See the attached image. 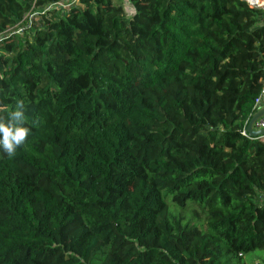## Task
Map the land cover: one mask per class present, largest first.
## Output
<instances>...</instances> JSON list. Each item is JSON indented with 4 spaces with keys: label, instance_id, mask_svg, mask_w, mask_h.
<instances>
[{
    "label": "trees",
    "instance_id": "trees-1",
    "mask_svg": "<svg viewBox=\"0 0 264 264\" xmlns=\"http://www.w3.org/2000/svg\"><path fill=\"white\" fill-rule=\"evenodd\" d=\"M129 2L0 0V264H264V9Z\"/></svg>",
    "mask_w": 264,
    "mask_h": 264
},
{
    "label": "clouds",
    "instance_id": "clouds-1",
    "mask_svg": "<svg viewBox=\"0 0 264 264\" xmlns=\"http://www.w3.org/2000/svg\"><path fill=\"white\" fill-rule=\"evenodd\" d=\"M21 109L25 110L23 101L17 102L15 108L8 111L7 121L4 116H0V148L9 158L16 154L17 148L26 142L30 134V129L24 126L26 122L25 111Z\"/></svg>",
    "mask_w": 264,
    "mask_h": 264
},
{
    "label": "built area",
    "instance_id": "built-area-1",
    "mask_svg": "<svg viewBox=\"0 0 264 264\" xmlns=\"http://www.w3.org/2000/svg\"><path fill=\"white\" fill-rule=\"evenodd\" d=\"M247 3L249 4L250 7L252 8H262L264 9V0H246ZM264 107V79H263V88H262V92L261 94L256 98L255 100V104H254V109L256 110V112ZM248 125H246L243 130L242 133L245 136H249V132L247 130ZM255 128H257V130H261L264 129V116L262 118H260L255 125ZM264 138V137H262Z\"/></svg>",
    "mask_w": 264,
    "mask_h": 264
},
{
    "label": "water",
    "instance_id": "water-1",
    "mask_svg": "<svg viewBox=\"0 0 264 264\" xmlns=\"http://www.w3.org/2000/svg\"><path fill=\"white\" fill-rule=\"evenodd\" d=\"M264 116V107L259 109L251 118L247 130L252 138L264 137V129L255 130L256 122Z\"/></svg>",
    "mask_w": 264,
    "mask_h": 264
},
{
    "label": "rangeland",
    "instance_id": "rangeland-1",
    "mask_svg": "<svg viewBox=\"0 0 264 264\" xmlns=\"http://www.w3.org/2000/svg\"><path fill=\"white\" fill-rule=\"evenodd\" d=\"M68 2H70V1H68ZM122 2H123V5L126 8V15H127L128 18H130L132 16L133 12H134V7L129 2V0H122ZM65 3L68 4L67 2H65ZM256 256H260V257L264 258V250H257V251H255L253 253L247 254L244 257V261L249 263L250 261H253V258H255Z\"/></svg>",
    "mask_w": 264,
    "mask_h": 264
},
{
    "label": "crops",
    "instance_id": "crops-1",
    "mask_svg": "<svg viewBox=\"0 0 264 264\" xmlns=\"http://www.w3.org/2000/svg\"><path fill=\"white\" fill-rule=\"evenodd\" d=\"M131 7V6H130ZM134 13V12H133ZM257 130V128H255Z\"/></svg>",
    "mask_w": 264,
    "mask_h": 264
}]
</instances>
